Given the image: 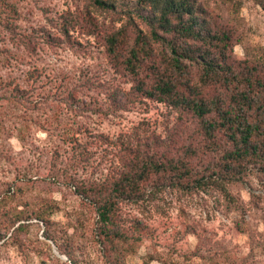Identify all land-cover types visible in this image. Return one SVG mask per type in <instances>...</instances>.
Listing matches in <instances>:
<instances>
[{"label":"rangeland","instance_id":"rangeland-1","mask_svg":"<svg viewBox=\"0 0 264 264\" xmlns=\"http://www.w3.org/2000/svg\"><path fill=\"white\" fill-rule=\"evenodd\" d=\"M99 1L115 7L95 0H0V264H264L259 165L243 162L248 169L238 182L162 186L121 202L107 235L92 203L74 193V183L98 187L120 173L121 142L155 139L176 156L192 144L199 169L217 166L227 148L219 133L218 149H201L199 121L189 110L137 99L101 40L78 25L97 24L104 34L125 28L130 41L148 29L132 2ZM195 3L214 32H232L231 63L264 68V0ZM69 25L74 28L65 35ZM187 67V78L199 85V67ZM202 91L205 100L228 97L219 83ZM35 212L47 223L16 222Z\"/></svg>","mask_w":264,"mask_h":264},{"label":"trees","instance_id":"trees-1","mask_svg":"<svg viewBox=\"0 0 264 264\" xmlns=\"http://www.w3.org/2000/svg\"><path fill=\"white\" fill-rule=\"evenodd\" d=\"M128 1L148 34L137 30L130 41L125 28L104 34L97 24L78 26L101 40L112 66L130 77L137 99L189 110L199 121L197 133L204 144L201 149H218L219 133L225 137L227 148L217 166L206 163V168L199 169L193 164L199 148L192 144L176 156L169 146L155 139L121 142L117 152L120 173L111 181L98 187L74 183V193L92 203L105 235L119 203L138 201L148 191L162 186L188 189L215 181L238 182L248 169L243 162L259 165L258 171L264 174V68L247 60L231 63L228 51L232 32H214L206 20L207 12L195 0ZM95 3L101 8L115 7L108 1ZM71 27L66 26L63 33L67 35L74 28ZM158 55L159 59H155ZM187 64L199 67V85L187 78ZM215 83L223 85L228 93L226 100L204 99L202 90ZM96 140L102 146V140ZM77 148L80 156L86 153L81 146ZM159 181L169 183L162 185ZM31 217L47 223L39 212L22 219L17 217L16 222ZM24 227L18 226V231Z\"/></svg>","mask_w":264,"mask_h":264}]
</instances>
